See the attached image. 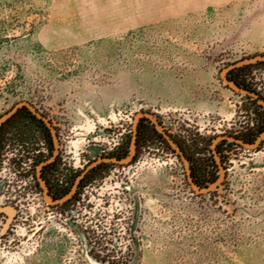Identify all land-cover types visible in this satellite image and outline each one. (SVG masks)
<instances>
[{
  "label": "rangeland",
  "instance_id": "obj_1",
  "mask_svg": "<svg viewBox=\"0 0 264 264\" xmlns=\"http://www.w3.org/2000/svg\"><path fill=\"white\" fill-rule=\"evenodd\" d=\"M263 56L264 0H0V264H264Z\"/></svg>",
  "mask_w": 264,
  "mask_h": 264
},
{
  "label": "trees",
  "instance_id": "obj_2",
  "mask_svg": "<svg viewBox=\"0 0 264 264\" xmlns=\"http://www.w3.org/2000/svg\"><path fill=\"white\" fill-rule=\"evenodd\" d=\"M231 82L235 86L250 92L247 87L237 82L236 80H231ZM260 117L261 120L257 123L256 131L254 132L255 134L253 132H248L247 135H245L241 139L243 144L252 145L256 141L255 139H257L259 135L264 133V112ZM143 135L144 133L140 129V125H139L136 128V133H135V137H136L135 148L137 152H138V148H140V144L142 143ZM210 152H211V156H210L211 158H205L201 160V163H199L198 165L199 167L197 166V164L195 165L192 164L190 159H187L190 164L189 178L191 179V182L198 190L206 189L209 186L215 184L219 180V178L215 176V172L217 173L221 169L225 170L229 159L228 151L224 148H220L218 145H215L214 149H212ZM102 165L103 163H100L90 168L87 173V175L89 176L85 175L82 179L78 181L76 185L77 190H79L83 186V184L89 179L90 174L95 173L97 170L101 168ZM65 195H66L65 190L61 191L60 199L63 198Z\"/></svg>",
  "mask_w": 264,
  "mask_h": 264
},
{
  "label": "flooded vegetation",
  "instance_id": "obj_3",
  "mask_svg": "<svg viewBox=\"0 0 264 264\" xmlns=\"http://www.w3.org/2000/svg\"><path fill=\"white\" fill-rule=\"evenodd\" d=\"M19 111H20V109L17 108V110L13 113V115H12L10 118H12L14 115H16ZM10 118H9V119H10ZM9 119H8V120H9ZM9 124H10L9 121H5V122H3V123L0 125V167H1V165L3 164V162H2V148H3V147H2V142H1V136H2V134H3V129H4L7 125H9ZM57 157H58V155L52 157L50 160L45 161L44 163L41 164V166H40V176H41L43 179L45 178V176H46L47 174H48V175L52 174V173H51V170H52V169H50V168L56 165ZM24 159H25V158H24ZM97 164H100V163H97ZM97 164H96V165H97ZM94 166H95V165H94ZM94 166H92V167H94ZM92 167H91V168H92ZM88 171H89V169H87V170L85 171V173H83L81 179H82L85 175H87ZM19 173H20V172H19ZM22 174L25 176V169H23V168H22ZM87 176H89V175H87ZM45 184H46V185L49 184V183L47 182V179H45ZM20 195L25 196V191H24V193L19 194V196H16V198H19ZM53 198H54V197H53ZM53 198H52V199H53ZM7 199H11V198L8 197ZM12 199H13V197H12ZM12 199H11V200H12ZM14 199H15V198H14ZM8 212H11L10 209L0 206V226H1V228H3V224H5V223L9 220V218H10V215L8 214ZM13 212H14V211H13ZM13 212H12V217L14 218L15 215H16V213L14 212V215H13ZM13 218H12V220L10 221V224H8V228H7V230L5 231V235H7V236H8V232H7V231L10 229V225H11V222L13 221ZM2 220H3V221H2ZM1 230H2V229H1Z\"/></svg>",
  "mask_w": 264,
  "mask_h": 264
},
{
  "label": "water",
  "instance_id": "obj_4",
  "mask_svg": "<svg viewBox=\"0 0 264 264\" xmlns=\"http://www.w3.org/2000/svg\"><path fill=\"white\" fill-rule=\"evenodd\" d=\"M259 61H264V56L263 57H258V58H254V59H250V60H246V61H243L241 62L240 64H251V63H255V62H259ZM232 89L236 90V91H240L241 93H244L246 95H249V96H252V97H255L253 94H251L250 92L248 91H245V90H240L239 88H237L235 85H232L230 83H228L226 80H224ZM262 104L264 105V102H262ZM143 115H139L137 118H140L142 117ZM135 142V138L133 140V143ZM258 142V141H257ZM256 142V144H257ZM256 144L254 145H251V146H247V145H244L242 144L243 146L247 147V148H250V149H253ZM132 148H134V144L132 145ZM176 151L179 152L178 148H175ZM180 153V152H179ZM184 163H186V160L183 158L182 154L180 153ZM103 162H109V163H115V164H119V165H122V164H127L130 159L128 160H125V161H120V160H114V159H104L102 160ZM98 162L95 163V165L97 164ZM83 175V174H82ZM82 177V176H81ZM80 177V178H81ZM76 187V185L74 186ZM74 230L76 231V233L79 235L80 239L82 240V242L84 243V247L85 249L87 248V245H86V242H85V237H84V234L78 229V228H74ZM85 257H86V260L90 263V264H101V263H98L97 261L95 260H92L91 258H89L86 254H85Z\"/></svg>",
  "mask_w": 264,
  "mask_h": 264
}]
</instances>
